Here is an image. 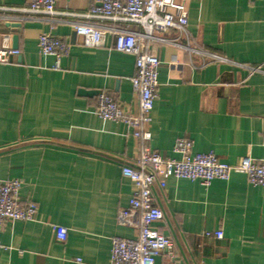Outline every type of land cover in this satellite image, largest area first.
Returning <instances> with one entry per match:
<instances>
[{
  "label": "crops",
  "instance_id": "1",
  "mask_svg": "<svg viewBox=\"0 0 264 264\" xmlns=\"http://www.w3.org/2000/svg\"><path fill=\"white\" fill-rule=\"evenodd\" d=\"M178 1V0H176ZM26 0H0V45L17 56L0 63V180L19 179L21 202H33L32 221L0 228V264H109L111 239L136 229L117 224L128 207L122 166H134L143 141L120 122L96 114L103 91L132 114L134 57L104 46L85 47L73 32L89 0H58L57 14L9 11ZM188 53L157 44V95L146 127L147 145L177 159L178 138L192 153H213L236 166L245 156L264 162V0H185ZM66 41L69 54L41 55L40 34ZM168 38L185 44L176 31ZM261 67L252 72L250 68ZM92 92L83 96L79 90ZM152 194L164 218L159 233L173 240L172 257L154 264H264V187L232 173L228 180L171 178ZM53 226L66 229L60 242ZM222 232V238L205 233Z\"/></svg>",
  "mask_w": 264,
  "mask_h": 264
},
{
  "label": "built area",
  "instance_id": "2",
  "mask_svg": "<svg viewBox=\"0 0 264 264\" xmlns=\"http://www.w3.org/2000/svg\"><path fill=\"white\" fill-rule=\"evenodd\" d=\"M58 0H26L19 8L9 11L24 15L57 14ZM90 6L84 13L75 16L81 20L74 23L73 32L81 38L85 47L104 46L106 37L113 40V48L134 57L135 72L131 79L137 96V110L132 114L124 106L103 91L96 96V114L105 121L120 122L131 129L135 138L143 141L134 166H122L121 177L127 183L128 207L118 211L116 221L119 226L136 229L134 238L114 237L111 239L109 264H154L159 255L172 257L173 240L154 228L163 220V211L156 205L152 189L164 185L171 178L199 181L208 187L213 180H228L232 173L245 176L253 186L264 187V162L256 164L245 156L236 166L219 161L213 153H192V141L178 138L173 145L177 159H168L147 145L150 134L146 127L151 122V111L157 95V74L160 61L156 54L157 44L172 45L192 53L206 54L212 61L222 60L215 54L197 51L189 45L185 0H89ZM176 31L185 44L168 38L170 31ZM37 49L41 55L55 58V68L60 59L69 54V44L51 34L42 33L37 39ZM18 51L0 45V63H9ZM252 72L261 67L250 68ZM19 179L0 180V228L15 221H32L37 207L33 202H21ZM58 241L66 239V229L53 226ZM206 237L222 238V232H206Z\"/></svg>",
  "mask_w": 264,
  "mask_h": 264
},
{
  "label": "water",
  "instance_id": "3",
  "mask_svg": "<svg viewBox=\"0 0 264 264\" xmlns=\"http://www.w3.org/2000/svg\"><path fill=\"white\" fill-rule=\"evenodd\" d=\"M16 48H17V46H16V37H14V39H13V49H16ZM79 94L83 95V96H88V95H91L92 92L80 89L79 90Z\"/></svg>",
  "mask_w": 264,
  "mask_h": 264
}]
</instances>
